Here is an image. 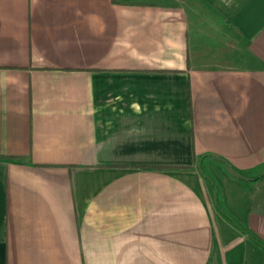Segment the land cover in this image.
Instances as JSON below:
<instances>
[{"label": "crops", "instance_id": "0c3cea01", "mask_svg": "<svg viewBox=\"0 0 264 264\" xmlns=\"http://www.w3.org/2000/svg\"><path fill=\"white\" fill-rule=\"evenodd\" d=\"M262 171L264 0H0V264H264Z\"/></svg>", "mask_w": 264, "mask_h": 264}, {"label": "trees", "instance_id": "16d2710c", "mask_svg": "<svg viewBox=\"0 0 264 264\" xmlns=\"http://www.w3.org/2000/svg\"><path fill=\"white\" fill-rule=\"evenodd\" d=\"M231 171H233L235 174L241 176L235 169H233L232 167H230ZM203 173V172H202ZM203 176L205 179L209 180L210 178L205 175L203 173ZM264 179V171H262L260 174H258L257 176L255 177H252L248 180H250L251 182H256V181H260ZM220 211L233 223L235 224L241 231H243L253 242H255L257 245H259L260 247L263 248L264 250V240L263 238L257 234L254 230L248 228V227H244L242 225H240L239 223H237L232 217H230L229 215H227L223 209H221L219 207Z\"/></svg>", "mask_w": 264, "mask_h": 264}, {"label": "rangeland", "instance_id": "374dc122", "mask_svg": "<svg viewBox=\"0 0 264 264\" xmlns=\"http://www.w3.org/2000/svg\"><path fill=\"white\" fill-rule=\"evenodd\" d=\"M205 175H207V176H209V174L208 173H206V172H203Z\"/></svg>", "mask_w": 264, "mask_h": 264}]
</instances>
